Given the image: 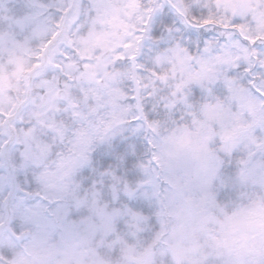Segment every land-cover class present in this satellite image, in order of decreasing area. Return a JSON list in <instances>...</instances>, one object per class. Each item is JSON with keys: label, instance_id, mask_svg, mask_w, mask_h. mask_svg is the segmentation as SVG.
I'll use <instances>...</instances> for the list:
<instances>
[{"label": "snow or ice", "instance_id": "6c2138e0", "mask_svg": "<svg viewBox=\"0 0 264 264\" xmlns=\"http://www.w3.org/2000/svg\"><path fill=\"white\" fill-rule=\"evenodd\" d=\"M264 0H0V264H264Z\"/></svg>", "mask_w": 264, "mask_h": 264}, {"label": "rangeland", "instance_id": "374dc122", "mask_svg": "<svg viewBox=\"0 0 264 264\" xmlns=\"http://www.w3.org/2000/svg\"><path fill=\"white\" fill-rule=\"evenodd\" d=\"M222 231L225 240L241 246L256 242L264 233V207L252 202L248 207L241 209L240 215L232 219Z\"/></svg>", "mask_w": 264, "mask_h": 264}]
</instances>
